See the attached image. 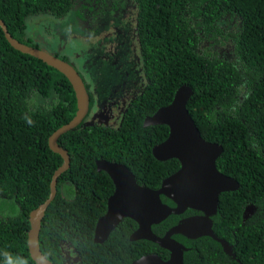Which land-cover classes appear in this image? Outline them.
<instances>
[{
    "label": "trees",
    "instance_id": "obj_1",
    "mask_svg": "<svg viewBox=\"0 0 264 264\" xmlns=\"http://www.w3.org/2000/svg\"><path fill=\"white\" fill-rule=\"evenodd\" d=\"M137 1L141 26L152 43L145 65L149 94L146 91L134 107L123 125L125 132L89 129L61 136L66 142V136L74 135L77 141L66 142L69 168L58 178L56 196L41 222L40 250L52 264H63L62 241L76 248L81 264H131L144 254L168 259V252L157 244L129 240L137 227L129 218L105 242L93 243L95 223L113 191L111 179L97 172L95 162L123 164L138 184L158 188L180 164L153 158L151 150L167 138L168 127L144 128L142 120L170 104L177 88L186 84L193 91L187 109L201 137L223 148L217 169L240 187L219 196L212 226L233 246L237 261L208 237L186 243L190 249L183 253V264H264V0ZM71 4L0 0V19L14 39L25 43L27 17L63 15ZM65 80L54 68L12 48L0 28V264L12 258L34 264L27 248L28 216L48 198L52 175L62 164L47 139L75 111L72 92L69 117L60 115L65 104L57 90ZM248 205L255 210L243 220ZM178 219L170 215L152 231L162 236Z\"/></svg>",
    "mask_w": 264,
    "mask_h": 264
},
{
    "label": "water",
    "instance_id": "obj_2",
    "mask_svg": "<svg viewBox=\"0 0 264 264\" xmlns=\"http://www.w3.org/2000/svg\"><path fill=\"white\" fill-rule=\"evenodd\" d=\"M0 28L12 48L35 57L70 80L78 104V117L76 116L78 121L88 109L87 95L78 74L69 64L44 51L29 48L14 39L1 19ZM192 94L190 86L181 85L176 90L171 103L159 108L154 115L146 117L143 123V126L165 125L168 127L167 138L153 146L151 150L153 158L160 162L176 159L180 164L178 171L164 178L159 188L152 189L138 184L135 176L123 164L103 159L95 162L97 172H105L115 188L106 201L105 213L95 223L93 243L105 242L120 222L129 218L137 225L129 237L130 241L147 240L169 253L165 261L157 255L150 254L139 257L131 264H182L183 252L186 248L171 238L175 234L189 239L208 236L220 244L226 255L235 259V254L227 241L213 232L210 217L217 213L219 196L225 192L237 191L240 184L235 178L217 169L216 161L223 152V148L218 143L208 142L201 137L187 109ZM72 128L71 123L62 126L48 138L50 150L61 157L62 164L52 175L48 198L30 211L28 216L30 228L27 232V248L34 264H52L40 250L39 233L45 212L56 196L57 180L69 168L70 163L67 152L57 145V139ZM161 196L171 200L175 206L170 207L162 203ZM187 209L200 212L202 215L181 221L163 237L153 233V225H158L170 215H181ZM254 210L253 205H248L244 209L243 220ZM67 244L70 249L65 252L66 256L62 257V261L66 259L68 263L71 260L73 264H81L76 248L70 242ZM62 252H64L63 248Z\"/></svg>",
    "mask_w": 264,
    "mask_h": 264
},
{
    "label": "flooded vegetation",
    "instance_id": "obj_3",
    "mask_svg": "<svg viewBox=\"0 0 264 264\" xmlns=\"http://www.w3.org/2000/svg\"><path fill=\"white\" fill-rule=\"evenodd\" d=\"M71 1L72 4L68 12L51 18L55 33L49 35L47 38H41L39 35H34L33 38L29 37L26 34L27 28L25 25L23 28L25 33L23 39L25 41L24 45L34 50L44 51L52 57L69 64L83 83L87 95L88 109L78 121H76L78 117V104L70 80L66 78L59 85L57 96L62 98L65 104L60 108L62 118L69 117L71 112L70 105L68 104L70 101L68 100L71 98L72 92L75 98V111L73 115L66 120V124L64 123L60 127L71 123L73 128L67 133H84L89 129L107 133L125 132L124 123L132 118L131 115L135 113L134 107L138 105L146 91L149 94L150 85V81L145 72V65H147L146 49L152 43H150L149 37L145 36L147 31L143 29L141 21L139 20V3L137 0ZM213 25L216 26L215 22H213ZM225 47L226 51H228L229 47ZM67 48L69 51L64 53V49L66 50ZM215 49H219L220 51L219 47H215ZM150 96L155 99L154 94H150ZM161 107L163 106L159 108ZM145 108L142 107L141 110H145ZM157 110L149 116L154 115ZM149 116L146 115L143 118L142 126L146 117ZM143 127H156V125ZM60 139L61 136L57 139V145L67 152L68 158L70 159V153L67 148L69 144L66 142L71 140L73 143L77 139L74 135L66 136V142ZM69 149L73 150L72 146ZM108 162L117 163L114 161ZM112 185L113 193L115 187L113 183ZM252 214L248 213V217ZM201 215L202 213L200 212L189 211L187 209L181 215H178V222L174 226L183 220ZM214 216L210 217L212 226ZM172 227L166 230L162 236H157L163 237ZM171 238L182 244L187 251L190 248L186 246V243L194 245L196 240L208 238V236L189 239L175 234ZM67 243L66 241L60 243L64 251L62 255L64 258L66 256L65 252L70 249ZM229 245L233 251V246L231 244ZM205 249L204 246L203 250ZM208 249L211 248L208 247ZM207 254L205 255L207 256ZM230 259L233 258L230 257ZM233 260L237 261L236 256ZM69 261L68 263L65 259L62 263L73 264L71 260Z\"/></svg>",
    "mask_w": 264,
    "mask_h": 264
},
{
    "label": "rangeland",
    "instance_id": "obj_4",
    "mask_svg": "<svg viewBox=\"0 0 264 264\" xmlns=\"http://www.w3.org/2000/svg\"><path fill=\"white\" fill-rule=\"evenodd\" d=\"M53 16H57V14H50L46 12L39 16L31 17L26 20V28L28 32V36L33 38L34 35H39L41 38H47L49 35L55 33L54 25L51 18H55ZM69 49H64V53H67ZM4 264H27L26 262L18 259L12 258L5 262Z\"/></svg>",
    "mask_w": 264,
    "mask_h": 264
},
{
    "label": "clouds",
    "instance_id": "obj_5",
    "mask_svg": "<svg viewBox=\"0 0 264 264\" xmlns=\"http://www.w3.org/2000/svg\"><path fill=\"white\" fill-rule=\"evenodd\" d=\"M41 15V14H40ZM34 16H39V15H34ZM29 17H33V16H29ZM29 17H27L26 18V20L29 18ZM26 20H25V25H26ZM26 34H28V32H27V30H26ZM11 35V34H10ZM12 36V35H11ZM24 37H25V33H24V35H23V38L22 39H24ZM7 41V40H6ZM18 41V40H17ZM21 43V42H20ZM9 44V43H8ZM22 44H25V43H22ZM10 45V44H9ZM23 54V53H22ZM25 55H27V54H25ZM30 56V55H29ZM60 73V72H59ZM62 74V73H61ZM63 75V74H62ZM64 76V75H63ZM65 77V76H64ZM66 78V77H65ZM183 85V84H182ZM186 85V84H185ZM58 88H59V86H58ZM179 88V87H178ZM177 88V89H178ZM34 101H35V103H38L39 104V100L36 98V97H34ZM57 130V129H56ZM55 130V131H56ZM54 131V132H55ZM54 132H52V134L54 133ZM52 134H50L49 136H48V138L52 135ZM47 143H48V139H47Z\"/></svg>",
    "mask_w": 264,
    "mask_h": 264
}]
</instances>
